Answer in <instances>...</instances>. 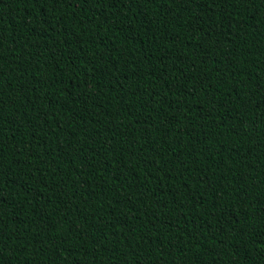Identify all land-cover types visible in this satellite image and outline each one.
I'll list each match as a JSON object with an SVG mask.
<instances>
[{"label": "trees", "instance_id": "obj_1", "mask_svg": "<svg viewBox=\"0 0 264 264\" xmlns=\"http://www.w3.org/2000/svg\"><path fill=\"white\" fill-rule=\"evenodd\" d=\"M0 264H264V0H0Z\"/></svg>", "mask_w": 264, "mask_h": 264}]
</instances>
